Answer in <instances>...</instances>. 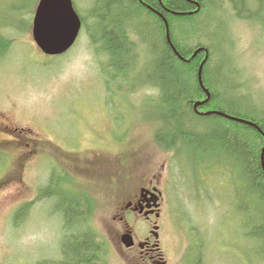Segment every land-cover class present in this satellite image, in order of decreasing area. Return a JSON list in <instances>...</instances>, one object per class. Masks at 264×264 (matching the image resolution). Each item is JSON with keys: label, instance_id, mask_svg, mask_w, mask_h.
Returning <instances> with one entry per match:
<instances>
[{"label": "rangeland", "instance_id": "1", "mask_svg": "<svg viewBox=\"0 0 264 264\" xmlns=\"http://www.w3.org/2000/svg\"><path fill=\"white\" fill-rule=\"evenodd\" d=\"M37 1L0 0V38L10 42L0 55V264L61 259L65 221L57 208L63 202L48 196L50 176L59 181L62 196L85 213L86 228L102 242L96 264H142L120 249L113 217L116 205L147 185L162 193L159 247L165 264H258L253 250L264 261L258 245L249 247L242 228L246 214H235L226 179L216 182L198 169L178 175L170 152L155 142L156 123L146 102L156 90L137 84L144 82L145 69L138 75L133 70L121 84L108 80L101 64L105 57L86 23L67 52L42 54L31 35ZM92 1L73 0L87 24ZM227 2L214 0L216 11L204 14L212 15L215 24L205 29L206 38L193 42L209 45L222 54L223 66L237 68V75L222 77L221 88L234 86L264 105V18L235 16ZM141 34L144 45L137 44L141 54L136 55L145 67L152 47ZM239 77L242 85H237ZM236 94H228L234 102ZM197 175L209 192L199 190ZM21 205L25 209L17 210ZM133 218L131 229L139 234L145 224Z\"/></svg>", "mask_w": 264, "mask_h": 264}, {"label": "trees", "instance_id": "2", "mask_svg": "<svg viewBox=\"0 0 264 264\" xmlns=\"http://www.w3.org/2000/svg\"><path fill=\"white\" fill-rule=\"evenodd\" d=\"M227 1L231 12L236 11L235 16L264 18L262 0ZM214 7V0H93L87 7L90 24L81 20L88 25L89 34H94L90 38L99 44V52L105 57L101 64L108 80L121 84L129 79L133 70L136 69L138 75L145 69L144 82L137 84L156 90L154 97L146 102L156 123L155 142L170 152L178 175L198 169L201 174L206 171L216 182L226 179L227 191L232 190L231 206L235 214L238 217L246 214L242 228L249 247L252 250V244L258 245L264 256V105L252 102L249 94L239 88L237 91L232 85L234 91L226 90V84V89L221 88L222 77L237 75V68L223 66L222 54L209 45L199 40L193 42L198 37L206 38L205 29L215 24L212 15L209 16L211 9L216 11L217 6ZM206 11L210 14L205 15ZM164 21L168 25L170 42L166 38ZM127 29L134 32L135 37H129ZM214 32L211 31L216 38ZM141 33L148 36L152 47L145 67H141L140 57L136 55L141 54L137 44L144 45L139 38ZM218 36L220 42H224ZM9 44L6 37L0 38V55L6 53ZM198 48L201 50L193 55ZM224 70L229 73L224 75ZM239 82L242 85L241 77L237 85ZM123 85L130 90L138 87ZM229 91L237 92L236 101L240 106H235L237 102L229 97ZM242 103L247 107L251 105L252 110H242ZM181 160L188 165L187 169ZM197 178V184L201 185L199 190L209 192L203 178L198 175ZM50 179L46 192L50 191L48 196L63 202L57 209L65 221L60 248L62 257L52 264H96L102 242H97L86 228L85 213L68 197L62 196L65 191L60 188L59 181L52 176ZM64 199L68 202L66 205ZM22 209L24 205L17 208ZM253 252L255 263H263L260 254Z\"/></svg>", "mask_w": 264, "mask_h": 264}, {"label": "flooded vegetation", "instance_id": "3", "mask_svg": "<svg viewBox=\"0 0 264 264\" xmlns=\"http://www.w3.org/2000/svg\"><path fill=\"white\" fill-rule=\"evenodd\" d=\"M148 186H141L138 192H133L116 205L117 213L113 218L118 220V242L121 250L139 257L142 264H165L166 261L159 247L160 223L158 219H154L157 218L156 213L161 205L160 193L154 189L155 186ZM157 195L158 199L156 200ZM154 201L159 206L155 207ZM133 217L142 219L145 224V229L139 234L131 229L130 222L135 221ZM127 233L131 235L132 239V244L129 247H125L121 242Z\"/></svg>", "mask_w": 264, "mask_h": 264}, {"label": "water", "instance_id": "4", "mask_svg": "<svg viewBox=\"0 0 264 264\" xmlns=\"http://www.w3.org/2000/svg\"><path fill=\"white\" fill-rule=\"evenodd\" d=\"M164 22L166 38L170 42L168 25ZM80 27L81 20L72 0H38L32 19L31 35L44 54L59 55L65 52L76 40ZM200 50L198 48L193 55ZM198 79L200 82V69ZM123 242L126 246L131 243L124 238Z\"/></svg>", "mask_w": 264, "mask_h": 264}, {"label": "bare ground", "instance_id": "5", "mask_svg": "<svg viewBox=\"0 0 264 264\" xmlns=\"http://www.w3.org/2000/svg\"><path fill=\"white\" fill-rule=\"evenodd\" d=\"M186 14V13H185ZM199 16V15H198ZM263 151H264V146H263V150H262V158H263Z\"/></svg>", "mask_w": 264, "mask_h": 264}]
</instances>
